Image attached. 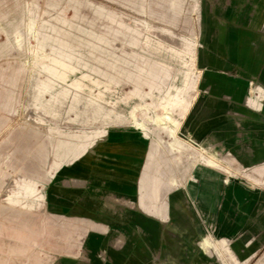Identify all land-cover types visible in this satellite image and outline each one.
Returning <instances> with one entry per match:
<instances>
[{
	"label": "rangeland",
	"instance_id": "rangeland-1",
	"mask_svg": "<svg viewBox=\"0 0 264 264\" xmlns=\"http://www.w3.org/2000/svg\"><path fill=\"white\" fill-rule=\"evenodd\" d=\"M234 38L264 52V0H0V226L39 214L57 167L120 130L144 133L150 197L175 172L194 207L200 175L237 174L185 129L204 67Z\"/></svg>",
	"mask_w": 264,
	"mask_h": 264
},
{
	"label": "crops",
	"instance_id": "crops-1",
	"mask_svg": "<svg viewBox=\"0 0 264 264\" xmlns=\"http://www.w3.org/2000/svg\"><path fill=\"white\" fill-rule=\"evenodd\" d=\"M238 40L230 52L217 47L204 67L211 72L204 78L208 93L185 121L197 142L227 152L237 174L200 175L194 207L187 199L190 177L177 191L175 172L174 182L164 180L150 197L140 190L144 133H111L106 142L76 148L79 154L57 167L41 192L39 214L17 228L0 226V264H256L263 258L264 52L246 51ZM237 70L248 73H229ZM256 71L263 72L260 81L253 80ZM24 181L28 196L33 190Z\"/></svg>",
	"mask_w": 264,
	"mask_h": 264
}]
</instances>
